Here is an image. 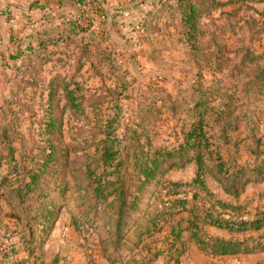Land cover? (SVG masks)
Segmentation results:
<instances>
[{
    "label": "rangeland",
    "instance_id": "obj_1",
    "mask_svg": "<svg viewBox=\"0 0 264 264\" xmlns=\"http://www.w3.org/2000/svg\"><path fill=\"white\" fill-rule=\"evenodd\" d=\"M60 2L0 4L8 9L0 17V184L8 176L6 187L0 185V219L13 226L6 214L18 213L2 193L40 173L36 193L47 195L55 219L43 261L112 264L101 242L116 231L117 193L123 191L128 207L139 197V212L128 219L133 222L162 205L161 181H191L197 173L195 162H185L194 150L166 154L138 192L145 178L137 169L156 149H174L199 124L212 142L217 126L229 125L238 126L232 135L240 145L223 148L224 158L234 156L239 164L253 156L256 138L240 115L264 118V0H195L203 12L193 24L174 0ZM37 3L46 9L31 10ZM76 19L81 23L72 29ZM18 46L29 49L15 57ZM111 132L119 169L102 165ZM202 151L212 168L211 153ZM208 181L224 197L212 173ZM263 192L264 180L252 182L241 200H253V209L264 205ZM30 200L41 203L38 196ZM195 202L197 212L209 206ZM137 252L139 261L147 254ZM32 260L25 264H40ZM153 263L173 264L164 255Z\"/></svg>",
    "mask_w": 264,
    "mask_h": 264
},
{
    "label": "trees",
    "instance_id": "obj_2",
    "mask_svg": "<svg viewBox=\"0 0 264 264\" xmlns=\"http://www.w3.org/2000/svg\"><path fill=\"white\" fill-rule=\"evenodd\" d=\"M60 1V5H63V2L71 0ZM174 1L183 12L186 23L193 24L203 12L195 0ZM77 3L85 7L86 0H77ZM218 3V0H212V4L218 5ZM39 4L37 3V6L32 4L30 9H46L47 6ZM7 10L0 7V16H5ZM79 23H81L79 19L71 21L72 29ZM34 34L38 35L39 31L37 30ZM25 49H29V46L25 48L18 46L15 57L23 56ZM69 94L71 95L70 100H73V90ZM197 106L206 107V104L197 103ZM221 113L223 117V112ZM240 118L245 120L250 135L256 138L255 152L250 159L237 164L234 156L230 161L224 158L221 152L227 146L239 147L240 142L232 135L238 126H217L218 129L216 128L212 134L211 142V136H207L203 126L199 124L185 134V140L177 143L174 149L169 151L156 149L152 158H149L145 164L142 163L137 169V175L141 174L145 178L144 180L139 179L141 181L137 187L139 192L143 185L155 176L161 163L167 158L166 154L172 157L187 149L194 150V154L185 161L196 163L197 173L194 178L191 181L173 179L161 181L164 186L160 191V198L164 200H161L162 205L157 208L156 212H152L150 216L146 213L142 218L130 222L128 220L130 216L139 212V204L137 206L139 197L136 196L131 206L128 207L122 200L123 191L113 192V194L120 195L118 201L120 206L115 208V211H119L116 231L114 230L109 240L102 239L101 242L105 256L112 264H152L163 255L173 264H181V257L186 252L184 239L186 232L200 250L212 257L264 252V205H256L250 209L253 200H241L250 183L264 180V118L258 120L257 116L249 112H241ZM106 142L111 145L104 148L102 165L104 167L115 166L118 169L120 166L123 167L122 160L116 163L119 159V150L114 147L116 136L113 132ZM203 147L208 149L212 155V168L208 164L205 152L202 151ZM174 165L175 163L170 167ZM121 171L123 172V169ZM211 173L223 188L224 197L211 189L208 181V175ZM7 177L3 178L4 181L0 184L2 188L6 187ZM18 181L20 184L10 186V191L1 189L4 191L2 194L6 196L7 202L18 211V213L6 214L7 218L14 220L13 226L0 219V232L11 240L10 252L0 254L1 262L2 264H17V261H12L11 258L18 252L19 248L16 244H19L29 254L27 261L33 258L35 262L47 264L43 261L41 250L47 242V231L52 228L55 220L53 205L46 200L47 195L36 193L40 173L27 174L24 179L21 178ZM105 192L101 189V184H98V197H104ZM34 196L41 198L38 206L30 202ZM259 198L260 201L264 199V192ZM197 199L206 200L209 206L205 207L206 204H202L203 211L197 212L196 209H199L196 207L195 200ZM112 206H115L114 202L111 203L110 207ZM20 209L22 213L19 212ZM208 227L226 231L230 236L211 234ZM109 244L114 247L113 255L108 252ZM140 248L147 254H143L139 261L136 257L139 255L137 251ZM27 261L19 260L22 264L28 263ZM51 264H57V259Z\"/></svg>",
    "mask_w": 264,
    "mask_h": 264
},
{
    "label": "crops",
    "instance_id": "obj_3",
    "mask_svg": "<svg viewBox=\"0 0 264 264\" xmlns=\"http://www.w3.org/2000/svg\"><path fill=\"white\" fill-rule=\"evenodd\" d=\"M0 0V4H1ZM2 3L8 4L7 1H3ZM0 7H2L0 5ZM2 18L5 16L1 15ZM0 16V17H1ZM6 18V17H5ZM212 227H210L211 229ZM215 230L216 235L219 232L223 235L220 236H230V234L226 231H222L216 228H212ZM184 239L186 243V252L181 257V264H264V252H258L253 254H238V255H226V256H215L212 257L210 255H207L204 253L196 243H194L189 238V233H184ZM17 242V240H15ZM18 249V252L11 258L12 261H27L29 254L19 246V244H16ZM32 260V259H31ZM30 260V262H31ZM33 261V260H32ZM1 262V260H0ZM29 263V261H27ZM156 263V262H155ZM152 263V264H155Z\"/></svg>",
    "mask_w": 264,
    "mask_h": 264
},
{
    "label": "built area",
    "instance_id": "obj_4",
    "mask_svg": "<svg viewBox=\"0 0 264 264\" xmlns=\"http://www.w3.org/2000/svg\"><path fill=\"white\" fill-rule=\"evenodd\" d=\"M10 250H11V241L5 236H3L2 233L0 232V254L10 252ZM16 263L22 264L19 261H17Z\"/></svg>",
    "mask_w": 264,
    "mask_h": 264
}]
</instances>
